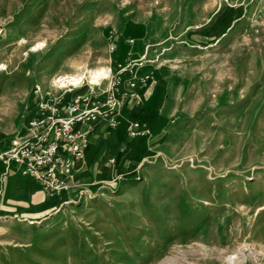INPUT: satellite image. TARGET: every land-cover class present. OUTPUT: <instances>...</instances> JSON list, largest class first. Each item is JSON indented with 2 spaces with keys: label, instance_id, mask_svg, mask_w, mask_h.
Returning <instances> with one entry per match:
<instances>
[{
  "label": "rangeland",
  "instance_id": "obj_1",
  "mask_svg": "<svg viewBox=\"0 0 264 264\" xmlns=\"http://www.w3.org/2000/svg\"><path fill=\"white\" fill-rule=\"evenodd\" d=\"M0 63V151L41 101L121 100L58 185L0 161V264H264V0H0Z\"/></svg>",
  "mask_w": 264,
  "mask_h": 264
},
{
  "label": "built area",
  "instance_id": "obj_2",
  "mask_svg": "<svg viewBox=\"0 0 264 264\" xmlns=\"http://www.w3.org/2000/svg\"><path fill=\"white\" fill-rule=\"evenodd\" d=\"M130 86L128 95L138 98L133 81ZM59 103L60 99L39 102L37 106L44 113L30 117L29 135L13 136L8 147L0 151V161L12 162L22 168V173L42 179L51 186L61 182L59 174L67 171L73 161L71 158H78L82 154L80 137L85 132L75 129V124L101 116L109 110L117 111L121 100L110 91L105 101L99 105L79 96L72 97L61 105ZM108 121L114 124L110 116ZM126 131L129 136L144 135L147 132L139 119H132Z\"/></svg>",
  "mask_w": 264,
  "mask_h": 264
},
{
  "label": "bare ground",
  "instance_id": "obj_3",
  "mask_svg": "<svg viewBox=\"0 0 264 264\" xmlns=\"http://www.w3.org/2000/svg\"><path fill=\"white\" fill-rule=\"evenodd\" d=\"M42 45V42L34 43L31 48L37 49ZM3 64L0 63V67H2ZM108 72V69L104 66H96L93 68L86 69V73L88 74V77L90 78V81H95L94 79H99L101 77H104ZM85 73V71H84ZM84 73L75 71L72 73H68L66 75H62L54 79L53 84L57 86H64L65 84L69 83L73 87H76L79 80H81L82 74ZM106 77V76H105ZM243 258H241L238 253L232 252L231 254L227 255L225 257V264H240L242 262Z\"/></svg>",
  "mask_w": 264,
  "mask_h": 264
}]
</instances>
